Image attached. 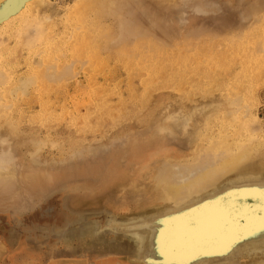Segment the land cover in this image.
Wrapping results in <instances>:
<instances>
[{"label":"rangeland","instance_id":"rangeland-1","mask_svg":"<svg viewBox=\"0 0 264 264\" xmlns=\"http://www.w3.org/2000/svg\"><path fill=\"white\" fill-rule=\"evenodd\" d=\"M44 2L45 10L39 14L46 13V23L51 24L47 28L55 30L51 32L54 49L43 56L37 52L40 56L32 55L33 59L25 49L15 78H38L30 62L34 65L38 56L48 61L42 60L46 64L39 66L55 75V79L49 75L51 80L42 75L54 86L50 91L53 114L49 119L37 115L42 110V97L35 84L18 103L16 93L13 103L0 96L7 110L8 104L17 106L9 112L1 106L9 114L4 110L0 114L9 115L10 121L19 116L22 119L18 124L14 119L18 126H12L13 121L5 124L10 129H3L5 120L0 119V128L4 126L0 129V264H264V71L257 85L237 83L229 93L224 83L211 85L204 79H190L181 87V75L175 73L176 77L172 74L155 80L154 86L149 81L150 88L146 78L141 83L143 79L136 76L132 87L140 100L146 83L154 91L150 90L151 95L147 89L149 97L145 98V92L143 105L132 95L130 69L119 55L124 47L135 46L138 39H149L169 52L177 50V55L180 49L181 54H197L210 48L208 42L225 41L224 37L243 40L244 33L261 21L264 0H129L123 11L126 5H135L124 13H130L125 23L135 26L128 23L118 34L113 20L111 24L107 21L117 28L119 38L105 45L120 44L123 48H102L96 60L90 53L82 54L83 58L70 55L72 40L66 38L73 37L74 42L79 32L74 26H84L81 19L70 24L72 18H68L78 0ZM12 42L13 38L8 41ZM261 44L258 51L264 55ZM52 62L63 70L62 82L55 81L61 73ZM101 64H106L103 71ZM229 78L231 75L224 80L232 82ZM204 85H214L215 92L208 89L206 94ZM247 91H254V95ZM225 93L232 94L226 97ZM238 94L244 98L237 103L245 106L237 105L235 113L232 100ZM227 98L233 99L229 102ZM102 99L113 106L122 104L126 112L104 119L99 107ZM96 105L97 117L90 122L94 123L82 125L81 118ZM213 110L225 111L226 118L237 117L230 121L233 125L243 114L248 123V117L254 116L251 120L259 132L248 129L251 134H246L255 136L249 143L242 125L243 130L239 125L227 126L225 112L218 115ZM217 115H223L225 129ZM216 117L221 120H214ZM240 135L247 140L242 146L237 144L243 140ZM233 141L236 146L232 148ZM253 143L259 148L247 152ZM237 156L234 164L225 163ZM170 187L176 189L171 191Z\"/></svg>","mask_w":264,"mask_h":264},{"label":"bare ground","instance_id":"bare-ground-1","mask_svg":"<svg viewBox=\"0 0 264 264\" xmlns=\"http://www.w3.org/2000/svg\"><path fill=\"white\" fill-rule=\"evenodd\" d=\"M163 1H165V0H163ZM128 2H129V0L128 1L127 0H78L77 4L72 8L73 10L71 9L72 12L70 10L69 11L70 14H68V13L67 14L69 15L68 18H70V17L72 18V19L70 18L71 19L70 24H71L72 21L73 22L75 21L74 24H76V21L78 22V19H79V21L81 19V25L84 22V24H83L84 26L82 25L83 27H79L81 29V31H80V29L77 28L78 24L75 25L76 27L74 26V28L77 29V32L79 30L78 34H76L77 32L76 33L74 32V35L76 34L74 42H73V39H72L73 37L72 38H70V37L66 38L65 37L68 40H70V39L72 40V41L70 40L72 42L71 43V51L69 50L71 52L70 55L72 54V56L73 55L81 56L82 54H89L90 53L91 56H89V55L88 56L90 58H93V59L96 60V58L98 56H100L99 52H101L102 48L103 49L104 48L107 49L108 47H111V46L107 47V45H108L107 43H110L109 41H111L112 39L114 41V39L115 38L116 39L119 38V36H116L117 35L116 34V32H117L116 29L117 28L114 29V27L112 25H109L108 24L109 22L107 23V21L109 19L110 20V24H111V22L113 20L112 23L114 24V26L119 28L118 34H120V32L124 30V26L125 25L127 26L128 23H129V25H132L133 24L132 22H127V24L125 23L126 22L125 21L126 20L125 17H128L129 16L128 14H130V13L127 12L126 16H125L124 13H126V11H128L129 6L135 5V4L132 5V3H131V5H126L128 8L126 10H124L125 11L124 12L123 11V7H125V3H128ZM45 3L46 2H44V0H0V48L3 49L2 53H0L1 54V56H0V86L3 84V86H1L0 96H2L3 98H7L8 99L7 101L9 102V100H11V98L13 97V93H16L14 97H15L16 103H18V99L19 100L24 99L25 94L27 93L26 91H27V89L29 88L30 85H32V84L34 85L35 84L36 85V89L39 86V89H37V92H39L40 97H42V100H41L42 110L37 115H39L41 117V119H49V116H51L53 114L52 110H53V106H54L53 103H52V100H51V95L52 94L50 93V91L52 90L51 88H53L54 86L51 87L49 85V83H48L51 79H53V78H50V77H52L54 73L53 72H49V74H47V70H42V69H40L41 66H39V65L42 64V60H43V59H41V57H39L40 56L39 53L41 52V56H43L44 53L48 54L50 49H52V48L54 49V43H55V42L54 43L52 42L53 41V35H51V32H52L51 31V27L47 28L48 25H51V24L46 23L49 20L48 19L49 17L47 16L48 14L46 15L47 17L44 16L46 13H44L43 16L41 15L42 18H41L40 14H39L40 11L45 8V6H44ZM47 4H46V7L48 6ZM48 8H49V6H48ZM13 9H15V11H13ZM130 11L131 10H129V12ZM51 12L52 11H50L49 14ZM41 13L43 14V12H41ZM71 13H73L74 15L71 14ZM123 15H124V17H123ZM53 16H55V15L53 14ZM72 16L76 17L77 19H75ZM261 16H262L261 21H263L264 20L263 19L264 15L263 14L261 15V13H260L259 17H261ZM259 19L256 20V21L259 22ZM50 20H53V19L50 18ZM261 21L258 24H254V26L256 25V27L251 28L250 31H247L246 33H244L245 38H243V40L231 41L232 39L235 40V38L227 40L229 37L228 38L224 37L226 39L225 41L224 40L223 41H213L211 43L208 42V44H206V45L210 47L209 49L204 48V49L200 50L197 54H195L196 53L195 52L192 55L181 54L180 52L182 51V49H180V52H179L181 55L179 53L177 55V53H176L177 50L175 52H171V50H172L171 49L170 52H169V51H167L166 49H164L162 47L156 46L153 43V41H151L149 39L148 40H146V39H144V40L138 39L137 42L135 43V46L134 45H129V48L130 47L132 48V46H133V48H132L133 50H131V51L128 50L129 48L126 46L127 43L126 44L125 43L122 44V46L125 44L124 46H126V47H124V48L121 47L120 44H118V45H120V46L117 45L119 48L120 47L123 48V49H121L122 51L119 52V55L123 57L122 59L124 60V63L126 65V67L130 69V71H129L130 74H131V75L129 74V76H131L130 77V80H131L130 81V89H131L133 97L136 98V99H139V100L141 99V96H139L140 94L138 93V91H136V88L134 89V87H132V84H133L132 80L136 76H139L140 78L143 79V81H141V79H140L141 83L147 80L149 88H150L149 83L151 81H152L151 85H153V84H155L154 83L155 80H157V82H158V80L161 77L164 78V77L167 76V79H168L169 75H171V77H172L175 74L181 75V78L179 76L178 77L180 78L179 80H180L182 85L181 84H177L179 86L181 85V87L185 84L184 82H190V79H192V80L193 79H198V80L199 79H204V81L207 80L209 83H211V85H212V83L215 84V83L222 82V83H224V87L228 90V93H229V91L233 92V89H234L233 86H234V84L236 85L237 83L240 84L242 82H244V83L245 82H250V86L253 87L252 84L253 83L256 84L257 81L260 80L259 78L261 77V74L264 71V55H261L259 53V51H258L259 48H260V47H258V46H260L259 44L264 43V22L262 24ZM67 23H69V22H67ZM78 23H80V22H78ZM254 23H255V21H254ZM260 23L262 24L261 26H259ZM250 27L248 28V30L250 29ZM83 28H84V30H83ZM129 29L130 28H128V31L130 32ZM135 29L138 32V29L137 28H135ZM135 29H133V30L136 31ZM126 30L127 29H125V32H127ZM53 32L55 33V30ZM72 33H71V35H72ZM132 34H136V33H132ZM132 34H130L129 36L131 37ZM136 36L137 35H135V37ZM12 38L15 40V43L13 44V42H14L13 41L12 45H11L10 44L11 41H10V43H8V41L11 40ZM140 38H142V37H140ZM62 39H61V41H62ZM128 39H130V38H128ZM236 39H239V38L237 37ZM241 39H242V36H241ZM123 40H124V38H123ZM132 40H134V39H132ZM63 41H65V40H63ZM124 42H126V41H124ZM127 42L129 43V41H127ZM67 43H69V42H67ZM46 44H47V47H46ZM51 44H53V45L51 46ZM105 44H107V45H105ZM110 44H112V43H110ZM61 45H64V42ZM103 45H105V47ZM181 45H183V44H181ZM58 46H59V44H58ZM65 46L67 48V45H65ZM65 46H64V48H65ZM117 46L115 45V46H113L111 48H115V47L118 48ZM186 46L187 45H185V47ZM261 46H263V45L261 44ZM25 49L27 50L29 58H31L32 55H33V57H36L37 55H39L38 56L39 59L37 58L39 61L35 60V58H34V60H35L34 65L30 62V69L34 70L36 72L35 74H39V75H37L38 78L36 76H34V75H31V74H30L31 76L28 75L24 79H23V76H19L18 78H15V76H16V74H15L16 70L15 69H16V67L18 65L20 66L19 60H20V58H21V56L23 54V51ZM59 49H61V48H59ZM109 49L110 48H108V50ZM167 49L169 50V48H167ZM186 49H188V48H186ZM61 50H64V49H61ZM65 51H63V52H65ZM186 51L189 52L190 50L188 49ZM37 52H39V53L36 55ZM55 52L57 53V51H55ZM55 52H53V53H55ZM191 52H193V51H191ZM53 53H51V55ZM60 53H62V52L60 51ZM67 53H68V51H67ZM46 54H45V56H46ZM58 55H60V57H61L62 54H58ZM50 57H52V56H50ZM62 57L64 58L63 55H62ZM58 58H59V56H58ZM84 58L87 59L88 57H84ZM31 59H33V58H31ZM63 60H65V58ZM91 60L92 59H90V61ZM43 61L48 63V61H45V60H43ZM50 61H52V60H50ZM53 61H54V58H53ZM54 62H52L53 64H51V65H54ZM103 63H105V62H103ZM43 64H46V63H43ZM105 65L106 64H103V66H102V64L100 65V68L103 67V68H101L102 71H103ZM55 66H56V64L54 65V69H58V67H55ZM59 68L61 69L62 67L60 66ZM39 69L42 70V71H40ZM64 70H65V68H64ZM57 71H60V72H57V73H61V74H58L60 77H56L57 78L55 80L56 82H57V80H60V78L62 80V74H63L62 73L63 70L61 71V70L58 69ZM65 72H66V70H65ZM44 73L47 74L48 76L52 75V76H49L50 80L48 79L47 75H46L47 78H44L45 77ZM57 73L55 72V74H57ZM173 73H175V74H173ZM42 75L44 76L43 77L44 80L42 78ZM230 75H231V79L230 78L229 79L233 83L232 82H226L224 80L226 77H228ZM173 77H176V75L173 76ZM145 78H146V80H145ZM54 79H55V77H54ZM152 79H154V80H152ZM61 80H60V82H62ZM128 80H129V78H128ZM169 80H171V79H169ZM173 80L171 82H173ZM175 81H176V78H175ZM167 82H169V81H167ZM146 84H145L146 87L143 86V88H141V89H143V98H142V100H140V102L142 104L143 103L145 104V102H143V100H144V94L147 93V89H148V92L150 90H152V89L149 90V88H147ZM192 84H193V82H192ZM169 85H167V86H169ZM170 86H172V85H170ZM185 86H190V84L185 85ZM192 86L190 88H192ZM144 87H145L146 91H144ZM165 87H166V85H165ZM165 87H164V89L167 88V87L166 88ZM174 87L179 88L178 86H174ZM206 87H208V86H205V88H203V90L207 89L206 94L208 92V89L212 90L213 93L215 92V91H213L214 88L212 89V87H214V85L213 86H209L208 88H206ZM197 89H198V87H197ZM216 90H218V89H216ZM247 90L250 91L251 89H249V87H248ZM253 90H254V88H253ZM152 91H150V94H151ZM249 91H247V94L250 93ZM153 93H154V91L152 92V94ZM222 94H223V92H222ZM225 94H226L225 96L227 97V96H231L232 93L230 95H227V93H225ZM250 94L251 95H249V96H253L254 95V91H253V93H250ZM238 95L242 96V94H238ZM238 95L235 98L233 97L234 100H232L233 98L230 99V101L232 100V101L235 102L234 105L236 107L235 106H233V107L236 108V110L238 109L237 107L240 106L239 104H241V100L243 101V98H244L243 96L242 97H238ZM146 97L147 98L149 97V93L146 94L145 98ZM212 97H213V95H212ZM27 98H28V96H27ZM150 98H152V96ZM2 100H4V99H2ZM225 100L229 101V98H227ZM104 101L105 100H103V104L99 105V107H101L103 109V114L101 115V117H103L104 119L105 118H115L118 115H120L121 113L126 112L125 108H123L124 106L122 104H118L116 106H113V105L109 104L107 101H105V102ZM4 103H6V102H4ZM11 103H13L12 100H11ZM92 104H93V102H92ZM116 104H117V102H116ZM8 105H10V106L8 107ZM8 105H7V108L9 110H11V107L14 106L12 104H8ZM242 105L240 107H244L245 106V104L243 106ZM1 106H2V104H1V101H0V108H1ZM2 107H4V109H6L5 104H3ZM15 107H17L16 104H15V106L13 108H15ZM218 107H221V106H218ZM240 107H239V109H242ZM245 108H246L245 111H247L248 108L247 107H245ZM4 109L1 108L0 111H2ZM223 109L226 110L225 108H223ZM9 110H7V111L9 112ZM7 111H5L4 113H6ZM89 111L90 112H88L87 114H85L81 118L82 125L86 124L87 127H90L92 125V123H94V122H92V123H90V122L93 119H95V117H97V113H98L97 105H96V109L91 108ZM232 111H234V109H232ZM8 112H7V114H9ZM214 112H216V111H214ZM217 112H219V111L217 110ZM224 112H222V110H221V112H219V113L222 114ZM226 112L228 113V109H227ZM226 112H225L224 116L222 115L223 117H225V115L227 114ZM230 112H231V110H230ZM237 112H238V110L235 113H237ZM1 113L2 114H0V117L4 114L3 112H1ZM20 113H21V111H19V114ZM216 113H214V114L216 115ZM231 113H234V112H231ZM7 114H5V115H7ZM11 114H12V112H11ZM244 115L245 114H243L241 116L243 117ZM222 116L221 117L218 116V117H220L222 119ZM241 116H239L240 118L238 117V119H237V120H239L237 122L240 123V124L237 123V124H234V125H239L238 128L239 127L241 128V125H242V128H244L245 134L249 133L248 132V131H250V130H248L249 128H251L252 131L259 132L258 131L259 129H257V126H256L257 124H255V122L253 121L254 120V118H253L254 116L251 117V119L253 118V120H251L248 117L249 123L247 122V119H245L244 117H243L244 118L243 119ZM2 117H5V116L3 115ZM19 117L17 119H16V117L14 118L17 124L22 120ZM227 117H228V114H227ZM6 118L7 117L0 118V119L6 121L8 118H10V116L8 115V118L7 119ZM220 118H218V120ZM234 118L236 119L237 117H233V119L230 118V117L229 118L225 117L223 119H225V120L226 119H228V120L232 119V120H229V121L227 120L228 123H226V124L228 126V124L233 125V124H231L230 121H234ZM14 119L11 120V121H13V124H14ZM223 119L221 121H223ZM214 120H217V117ZM9 121H10V119H8V121H6L4 123L3 121L0 120V122H3L2 124L4 126H5V124H8V123L12 124V122L11 121L9 122ZM217 121H216V123H217ZM224 121H223V123L221 122V124H223L224 127L219 122V125H221L223 127V129L226 128ZM241 121L243 123H241ZM232 123H234V122H232ZM9 124H8V126H9ZM15 124L12 125V126H15ZM20 125L21 124H19V126ZM6 127H7V125L3 129H6ZM2 128H0V129H2ZM7 128L10 129V127H7ZM12 128L14 129L15 127H12ZM228 128L230 129V127H228ZM241 129H240V132L242 134ZM16 130H17V128H16ZM240 132H238V133L240 134ZM222 133H223V131H222ZM252 133H254V132H252ZM250 134H251V132L248 135H250ZM248 135L246 136L247 138L246 137H241L243 135L239 136V138L240 139L242 138L243 140H241V141L237 140L238 141L237 144L241 143V145L239 144L238 146H242V143H245L247 140H248L247 142H249V143L252 142V137H255V136L254 135L248 136ZM226 136L224 137V140H225V138H227ZM231 137H232V135H231ZM244 138H246L247 140L245 139L246 141H244ZM259 139H257V138L254 139L253 138V141L254 140H259ZM261 140L264 141L263 139H261ZM232 145L236 146V143L234 142L230 146H232ZM226 146L230 147L228 145V143H227ZM226 146H224V150L228 149V148H225ZM232 148H233V146H232ZM258 148H259V146L254 144V145H252V147L250 149H248L246 151L247 152H254ZM230 150H231V148H230ZM228 151H229V149H228ZM234 154H236V152ZM231 156H232V154H231ZM239 157L238 156L237 157H231L227 161H225V163H228L230 165L234 164L236 161H238L237 158H239ZM194 188H196V186H194ZM175 189H176L175 187H170L169 190L173 191Z\"/></svg>","mask_w":264,"mask_h":264},{"label":"snow or ice","instance_id":"snow-or-ice-1","mask_svg":"<svg viewBox=\"0 0 264 264\" xmlns=\"http://www.w3.org/2000/svg\"><path fill=\"white\" fill-rule=\"evenodd\" d=\"M225 247L227 248V247H229V245H226Z\"/></svg>","mask_w":264,"mask_h":264}]
</instances>
